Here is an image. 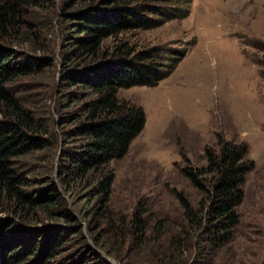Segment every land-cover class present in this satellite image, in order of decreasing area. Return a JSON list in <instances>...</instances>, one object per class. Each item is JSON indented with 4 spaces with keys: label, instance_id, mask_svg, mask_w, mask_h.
<instances>
[{
    "label": "trees",
    "instance_id": "obj_1",
    "mask_svg": "<svg viewBox=\"0 0 264 264\" xmlns=\"http://www.w3.org/2000/svg\"><path fill=\"white\" fill-rule=\"evenodd\" d=\"M44 1L0 0V215L8 217L0 216V264H112L97 251L126 264L118 259L120 249L91 230L95 249L88 244L78 204L94 203L99 213L110 214V163L123 158L144 129L145 113L121 99L119 91L156 86L185 57L186 50L141 49L131 37L184 19L188 12L171 9L163 0H60L56 6ZM47 5L54 8L62 34L57 57L44 64L54 80L52 118L43 125L25 93L44 63L37 51L41 31L51 27V20L42 26L38 10ZM254 48L263 54L259 63L264 67V47ZM45 150L55 154V181L30 174L29 159ZM246 152V145L219 137L217 149L205 151L206 167L185 168L203 199L193 205L176 194L182 222L170 238L172 257L163 264H213L235 239L242 185L253 169ZM137 210L125 225L121 219L120 226H113L111 216L107 222L138 244L160 237L166 221H158L149 233L145 208ZM43 220L49 224L38 225ZM176 255L183 258L177 261Z\"/></svg>",
    "mask_w": 264,
    "mask_h": 264
},
{
    "label": "rangeland",
    "instance_id": "obj_2",
    "mask_svg": "<svg viewBox=\"0 0 264 264\" xmlns=\"http://www.w3.org/2000/svg\"><path fill=\"white\" fill-rule=\"evenodd\" d=\"M44 2L56 6L60 0ZM163 5L185 8L188 15L135 32L133 44L139 48L186 50L185 57L156 86L119 91L121 99L145 113L144 129L126 155L110 163L114 173L110 214L99 213L94 203L80 202L78 209L83 213L79 225L93 249L92 233L120 249L118 259L123 263H165L172 257L170 238L182 222L183 209L176 194L181 193L193 205L203 199L183 171L206 167L205 151L217 149L218 138L222 137L246 145L245 160L252 162L253 169L242 185L244 196L237 208L240 220L235 239L215 255L213 264H264V67L259 63L263 54L254 48L264 47V0H163ZM38 12L42 26L51 20V27L41 31L44 39L39 42L37 58L44 63L39 64L25 98L32 113L45 125L52 118L54 74L44 64L57 57L62 32L55 25L54 8L52 12L47 5ZM55 163L51 150L34 153L29 159L30 174L36 179L42 177L43 182L55 181ZM140 205L150 219L149 233L158 221L166 222L159 230L160 237L152 235L138 244L123 237V228L121 233L111 228L120 226L121 219L127 224ZM82 215L88 217L83 219ZM110 216L113 226L107 222ZM46 224L43 220L38 225ZM194 249L187 255L189 262ZM174 258L179 261L183 256Z\"/></svg>",
    "mask_w": 264,
    "mask_h": 264
},
{
    "label": "water",
    "instance_id": "obj_3",
    "mask_svg": "<svg viewBox=\"0 0 264 264\" xmlns=\"http://www.w3.org/2000/svg\"><path fill=\"white\" fill-rule=\"evenodd\" d=\"M97 252H98V253H100V251H97ZM100 255H102L104 258H106V260H107L108 262H110V261L108 260L109 258L107 259V257H106V256H104V255H103V254H101V253H100ZM110 263H112V264H115L114 262H110Z\"/></svg>",
    "mask_w": 264,
    "mask_h": 264
}]
</instances>
